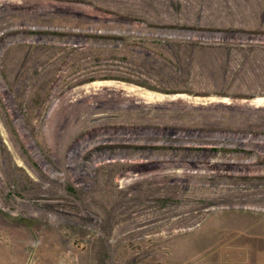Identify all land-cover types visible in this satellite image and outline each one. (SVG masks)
I'll use <instances>...</instances> for the list:
<instances>
[{
    "label": "rangeland",
    "instance_id": "374dc122",
    "mask_svg": "<svg viewBox=\"0 0 264 264\" xmlns=\"http://www.w3.org/2000/svg\"><path fill=\"white\" fill-rule=\"evenodd\" d=\"M264 0H0V264H264Z\"/></svg>",
    "mask_w": 264,
    "mask_h": 264
},
{
    "label": "bare ground",
    "instance_id": "6f19581e",
    "mask_svg": "<svg viewBox=\"0 0 264 264\" xmlns=\"http://www.w3.org/2000/svg\"><path fill=\"white\" fill-rule=\"evenodd\" d=\"M256 100H257L258 102L264 101V97H258Z\"/></svg>",
    "mask_w": 264,
    "mask_h": 264
}]
</instances>
